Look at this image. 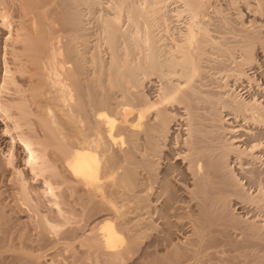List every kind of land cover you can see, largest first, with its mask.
Segmentation results:
<instances>
[{
	"label": "bare ground",
	"instance_id": "1",
	"mask_svg": "<svg viewBox=\"0 0 264 264\" xmlns=\"http://www.w3.org/2000/svg\"><path fill=\"white\" fill-rule=\"evenodd\" d=\"M261 211L264 0H0V264H264Z\"/></svg>",
	"mask_w": 264,
	"mask_h": 264
},
{
	"label": "rangeland",
	"instance_id": "2",
	"mask_svg": "<svg viewBox=\"0 0 264 264\" xmlns=\"http://www.w3.org/2000/svg\"><path fill=\"white\" fill-rule=\"evenodd\" d=\"M255 88L256 87H254V85L253 86H251V88L248 86L247 87V89H251V91H254L255 90ZM259 162V161H258ZM261 163V162H260ZM260 163H258L259 165H260ZM234 203V202H233ZM242 206H244L245 208H243ZM236 210H238V211H242V210H244V211H246V210H248L249 211V216L250 215H252L253 216V214L255 215V213L256 214H258V213H260L259 211L260 210H258V208L256 207V205H254V204H251V203H238V204H236V205H234L233 206ZM242 207V208H241ZM247 211V212H248ZM261 214H264V212H262L261 211Z\"/></svg>",
	"mask_w": 264,
	"mask_h": 264
}]
</instances>
